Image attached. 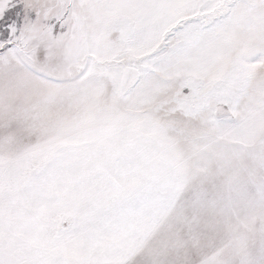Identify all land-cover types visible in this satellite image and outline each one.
<instances>
[{
    "label": "snow or ice",
    "instance_id": "obj_1",
    "mask_svg": "<svg viewBox=\"0 0 264 264\" xmlns=\"http://www.w3.org/2000/svg\"><path fill=\"white\" fill-rule=\"evenodd\" d=\"M0 264H264V0H0Z\"/></svg>",
    "mask_w": 264,
    "mask_h": 264
}]
</instances>
